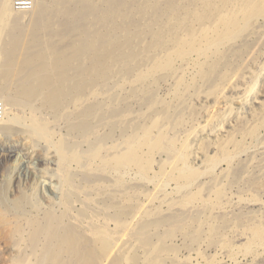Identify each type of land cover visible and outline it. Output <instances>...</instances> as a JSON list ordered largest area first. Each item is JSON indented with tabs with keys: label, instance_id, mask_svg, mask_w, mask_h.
Instances as JSON below:
<instances>
[{
	"label": "rangeland",
	"instance_id": "374dc122",
	"mask_svg": "<svg viewBox=\"0 0 264 264\" xmlns=\"http://www.w3.org/2000/svg\"><path fill=\"white\" fill-rule=\"evenodd\" d=\"M41 2L38 0L39 4ZM140 2L119 0L117 3L131 13L129 23L132 22V26L124 30L121 55L112 41L107 51H101L105 55V72L112 80L107 90L100 94L104 96H99V102L106 106L105 114L118 109L122 115L105 119L95 117L96 120L86 117L85 110L94 100L79 101L74 108L62 110L58 115L50 110L41 112L36 103L37 124L51 140L56 144L80 147L77 149L81 150H78L81 155L70 167L59 166L55 150L29 132L0 133V264H19L28 248V220L32 218L37 220L36 223H43L47 214H66V225L83 230L75 229L89 238L90 230L113 231L110 234L114 253L122 255L124 263L130 264L131 254L123 250V244L137 226L139 217L155 211L167 220L151 232L152 236L164 237L170 233L167 243L176 248V256H167L165 264H178L174 263L175 258L179 261L188 258L199 264H264V19L253 16L237 33L234 42L227 43L215 55L206 52L204 62L209 64L230 51L225 55L226 59L222 58L220 66L227 74L226 78H217L212 85L208 84L199 75L192 74L194 63L199 60L181 56L163 73H157V78L163 79L153 84H140L137 78H127V81L119 78L122 70L117 71L112 66L143 46L139 36L148 34L145 31L149 27L139 20ZM170 4L177 10L174 14L177 15L186 8L190 11L199 7L201 0H162L157 11L160 21H165L164 10ZM198 15L196 9L186 20V26L191 27L192 20L198 21ZM34 16L33 13L23 15L26 26L22 22L21 31L32 28ZM0 17L3 19L1 24L13 25L11 16ZM76 19L79 17L67 23V27L72 24L69 31L75 29ZM194 26L198 27L197 22ZM29 41L25 38V45L21 44L13 57L12 68L16 72H10L12 75L22 69L33 72L42 67L43 62L39 59L33 62ZM144 43H150L149 36ZM146 48L129 65L133 64L135 68V62L141 64L146 60ZM54 60L53 64L56 58ZM91 73L96 75L97 70L92 69ZM1 85L0 98L14 95V87L11 92H2ZM134 90L137 92L132 93ZM230 107L236 114L228 118ZM6 108L11 114L23 116L19 108ZM26 112L25 119L29 113ZM156 112L163 117L154 118ZM97 115L102 116L99 111ZM116 122L123 126L112 128V125H118ZM83 123H90L88 130H75ZM141 124L143 127L138 129ZM109 133L111 139L102 144L114 147L108 154L134 158L137 164L148 166L140 165L150 177L159 179L140 181L134 172L131 179H120L121 186L90 171L87 168L89 152L93 145L96 146V141ZM171 144L182 150L191 167L199 171H203L201 163L219 160L223 149L238 157H234L231 165L223 162L216 171L215 180L202 176L193 188L200 204L180 209L164 202L157 189L163 176L169 174L177 178L176 172L182 167L168 147ZM8 151L14 152L12 159H8ZM171 183L168 193L176 187L174 181ZM202 185L205 188L200 190ZM63 191H67L66 196L62 195ZM115 217L123 224L121 229L116 228ZM19 229L23 230L25 242L18 236ZM195 237L197 240L193 239ZM90 244L85 241L82 247L87 248ZM143 251L138 253L139 264H146L148 259Z\"/></svg>",
	"mask_w": 264,
	"mask_h": 264
},
{
	"label": "bare ground",
	"instance_id": "6f19581e",
	"mask_svg": "<svg viewBox=\"0 0 264 264\" xmlns=\"http://www.w3.org/2000/svg\"><path fill=\"white\" fill-rule=\"evenodd\" d=\"M21 1L23 0H0V16L8 15L13 18L11 27L0 22V83L3 86L2 92H11L12 87L15 89L12 90L14 95L8 93L7 99H5L7 95L5 98H0V133L10 134L19 130L24 134L29 132L47 142L55 150L59 166L70 167L74 160L80 157L81 150L77 149L80 147L76 148V145L71 144L73 147L56 144L52 141L37 124L36 103L39 104L41 112L50 110L58 115L62 110L67 111L71 107L74 108L79 101L93 102L94 100L93 105L85 110L86 117L105 119L113 115L114 118L122 115L117 112L118 109L105 114L103 111L106 106L99 102L100 94L107 90L106 87L112 80L105 72V55L101 51H107L108 44L112 41L116 45L118 55H121L124 46V30L132 26V22L129 23L131 13L127 12L125 7H121L122 5L117 4L119 0H42L40 4L38 0H31V6H24L28 3ZM139 1H141L138 3L141 11L139 20L148 24L149 29L145 32L151 36L146 33L140 35L142 48L134 50L125 60L117 61L112 66L117 71L122 70V73L118 75L119 78H126L124 81L137 78L136 81L140 84H153L163 79L157 78L159 76L157 73H163L181 56L185 59L195 57L199 60L194 63L192 74L199 75L208 84L212 85L217 78H226L227 74L220 70V66L221 61L226 59L225 55H228L230 51L221 55L223 59L213 60L209 64L207 61L204 62L206 52L211 51L210 53L215 55L227 43L234 42L237 33L250 22L253 16L258 20L264 19V0H201L200 8L196 6L190 11L186 8L177 15H174L177 10L170 4L164 10V14H167L164 22L160 21V16L157 14L162 0ZM196 9L199 10L198 21L192 20V26L187 27L185 22ZM32 13L35 14L33 19L31 18L32 28L29 31L26 29L21 31V25L25 19L23 15ZM136 15L138 16L137 11ZM75 17H79L77 21L75 20L76 27L69 31L68 28L72 24L67 27V23H71ZM242 20L247 21L240 23ZM195 22L198 27L194 26ZM147 36L150 37L149 44L144 43ZM25 38L30 40V50L34 54L33 62L39 59L43 62L42 67L33 72L31 70L25 72V69H22L21 72L12 75L10 72L14 71L13 57L19 52L20 45H25ZM145 48L147 49L144 53L146 60L141 64L135 62V68L133 64L129 65L141 51L143 53ZM54 58H56V63L53 64ZM92 69L97 70L96 75L91 73ZM140 88L143 89L144 86ZM136 92L137 90L132 91V93ZM10 95L13 96L9 98ZM102 96L104 95L100 97ZM7 106L14 109L19 108L23 116L11 114ZM26 110L29 113L26 112L28 117L26 116L25 119ZM98 111L102 116L97 115ZM229 112V116L226 114L228 118L236 114L233 107H230ZM94 114L96 115L93 117ZM153 117L161 119L163 116L160 112H156ZM120 126L123 125L118 123L111 127L120 128ZM89 127L90 123H83L75 127V130H88ZM142 127L141 124L138 129ZM111 137L109 133L96 141V146H92L93 149L87 157V168L90 171L106 176L108 180L111 179V183L116 181L121 186L122 180L120 179H131L130 176L134 172V176L140 181L153 182L158 178L150 177L147 171L140 166L144 163L137 164L134 158L108 154L114 147L111 145L105 147L102 144ZM99 145L102 146L99 147ZM168 147L171 153L181 161L182 167L176 172L177 178L169 174L163 176V179L158 181L157 189L158 193H162L164 202L167 201L171 207L180 209H189L200 204L193 188L202 176H209L215 180L216 171L220 165H223V162L230 164L235 161L234 157H238L236 153L233 156L223 149L220 151L221 155L218 153L219 160L216 158L217 160L201 163L203 171H199L191 167L182 150L177 149L174 144ZM13 154V151H8V159H12ZM0 161H2L1 158ZM68 177L67 175L66 179ZM171 181L175 182L176 187L168 193ZM113 186L117 187L115 184ZM202 188L205 187L203 185L199 187L200 190ZM62 195L66 196L67 191H63ZM160 215V212L155 211L154 214L139 217L137 226L135 225L133 232L123 244V250L131 254L130 264H139L140 250L145 251L143 252L148 258L146 264H165L167 256L172 255V258L176 256V248L171 247L166 240L170 233L164 237L161 235L155 237L151 234L161 223L163 224L164 221L166 223V217L160 218ZM66 216V214L60 216L47 214L43 223H36L37 220L32 218L28 220L27 225L30 228L28 238H26L28 248L25 255L20 258L19 264H126L122 255L114 253L113 238L110 234L113 231L109 229L90 230L89 238L87 234L78 233L75 230L78 228L66 225ZM114 222L116 228H122L123 224L118 217L114 218ZM82 228L85 227L82 226ZM18 236L22 237L25 242L23 230H18ZM193 239L197 240V237ZM85 241L91 243L87 248L82 247ZM186 259L179 261L175 258L174 263L199 264Z\"/></svg>",
	"mask_w": 264,
	"mask_h": 264
},
{
	"label": "built area",
	"instance_id": "2783aa9c",
	"mask_svg": "<svg viewBox=\"0 0 264 264\" xmlns=\"http://www.w3.org/2000/svg\"><path fill=\"white\" fill-rule=\"evenodd\" d=\"M21 2H23V3H28L27 5H24V6H31V4H32V1H31V0H27V1L23 0V1H21ZM19 3H20V2H19ZM0 112H1V109H0Z\"/></svg>",
	"mask_w": 264,
	"mask_h": 264
}]
</instances>
